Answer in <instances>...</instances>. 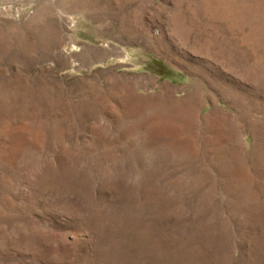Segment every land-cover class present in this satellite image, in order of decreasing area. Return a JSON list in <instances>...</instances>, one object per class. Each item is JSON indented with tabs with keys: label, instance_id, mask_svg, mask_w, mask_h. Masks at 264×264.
Instances as JSON below:
<instances>
[{
	"label": "rangeland",
	"instance_id": "obj_1",
	"mask_svg": "<svg viewBox=\"0 0 264 264\" xmlns=\"http://www.w3.org/2000/svg\"><path fill=\"white\" fill-rule=\"evenodd\" d=\"M0 264H264V0H0Z\"/></svg>",
	"mask_w": 264,
	"mask_h": 264
},
{
	"label": "crops",
	"instance_id": "obj_2",
	"mask_svg": "<svg viewBox=\"0 0 264 264\" xmlns=\"http://www.w3.org/2000/svg\"><path fill=\"white\" fill-rule=\"evenodd\" d=\"M91 56V55H90ZM108 56H113L112 54L108 55ZM73 63H75V61H73ZM152 108H157L156 106H153Z\"/></svg>",
	"mask_w": 264,
	"mask_h": 264
}]
</instances>
